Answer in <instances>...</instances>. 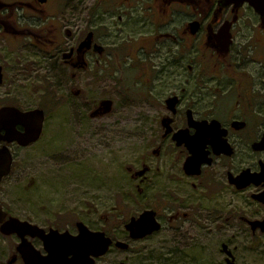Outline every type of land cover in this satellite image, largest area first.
Returning <instances> with one entry per match:
<instances>
[{
    "label": "rangeland",
    "instance_id": "1",
    "mask_svg": "<svg viewBox=\"0 0 264 264\" xmlns=\"http://www.w3.org/2000/svg\"><path fill=\"white\" fill-rule=\"evenodd\" d=\"M195 3L186 14L195 13ZM123 5L121 0H0V107L45 113L38 141L10 146L14 161L0 184V203L45 227L76 233L75 222L81 221L129 244L127 250L112 246L95 264H224L222 244L235 264H264V233L253 234L254 241L241 220L264 216L250 196L256 190L210 193L192 187L181 171L180 152L162 136L160 117L169 112L158 79L168 71L165 60L182 58V16L167 38L164 23L159 29L151 25L156 14L150 5ZM251 24L238 27L235 40L262 71L257 58L264 40ZM40 30L50 37L59 33L52 37L58 46L52 54L32 44ZM90 31L106 48L95 60L103 64L94 77L88 65L77 69L64 56ZM150 74L158 78L148 83L157 84L153 94L143 85ZM103 100L112 102L110 111L101 108L94 115ZM138 171L143 173L135 176ZM145 209L158 212L162 228L131 240L119 221ZM175 214L180 219L170 223Z\"/></svg>",
    "mask_w": 264,
    "mask_h": 264
},
{
    "label": "flooded vegetation",
    "instance_id": "2",
    "mask_svg": "<svg viewBox=\"0 0 264 264\" xmlns=\"http://www.w3.org/2000/svg\"><path fill=\"white\" fill-rule=\"evenodd\" d=\"M121 1L125 8L132 4L135 7L139 3L150 5L156 14L155 24L151 25L159 29L165 24L167 32L163 36L167 38L171 36L169 28L173 30L175 18L182 16L180 30L183 37L182 42H178L182 48V58H166L164 64L168 66V71L163 77L158 79L150 74L143 80V85L153 94L157 84L151 85L155 88H150L148 83L152 84L154 79H158L159 86L164 90L163 108L169 115L160 117L162 136L169 139L175 150L180 152L183 175L192 181V187L204 192L239 193L256 190L250 195L251 198L262 192L263 182L255 185L249 180L251 174L259 173L261 164H264V150L254 148V144L264 136V45L263 56L257 58L262 71H256L253 67L255 58L249 56L248 50L242 51L235 40V32L238 27L247 28L249 21H252L250 27L259 32V37L264 40V16L247 3L237 7L233 4L224 7L221 0ZM192 1L197 5L195 13L186 14L188 10L191 11ZM28 5L39 10L32 3ZM194 21L198 26L192 34L190 23ZM43 32L44 30L34 32L35 41L32 44L42 49L47 48L52 54L58 48L53 38L58 37L59 33L53 34L52 38ZM41 43L42 45H36ZM255 43L253 40V48L257 47ZM152 44L150 49L153 48ZM78 45L65 53V58H69V63L77 69L88 65L90 75L97 76L101 69L97 72L95 70L103 63H95V60L102 59L106 48L95 41L93 32L89 48L78 50ZM86 55L91 62L86 61ZM74 61L77 62L73 63ZM172 97H176L175 105L168 107L166 100ZM192 150L197 156L193 155ZM186 162L192 165L188 168L189 172L194 173H186ZM142 173L143 171H138L134 175L140 176ZM244 174L245 177L242 178ZM253 178L252 176V180ZM243 184L246 185L238 187ZM255 201L263 208L264 213V204ZM0 208L5 213L0 216V264H25L23 256L26 252L38 253L39 257L48 255L44 240L37 234L38 230L24 224L25 222L37 225L45 233H49L51 229L60 233L68 231L72 235L78 232V221L75 222L74 233L68 229L45 227L32 222L13 214L1 203ZM156 217L159 220L157 211ZM258 218L263 219L264 216ZM178 219L179 215L175 214L170 218V223H175ZM241 219L246 222L245 217ZM159 222L161 223L160 220ZM115 241L113 239L112 246Z\"/></svg>",
    "mask_w": 264,
    "mask_h": 264
},
{
    "label": "water",
    "instance_id": "3",
    "mask_svg": "<svg viewBox=\"0 0 264 264\" xmlns=\"http://www.w3.org/2000/svg\"><path fill=\"white\" fill-rule=\"evenodd\" d=\"M43 3L46 0H38ZM222 5L227 7L231 4L239 6L243 3H248L256 12L264 16V0H221ZM198 23L196 21L190 23L191 33L194 34L197 30ZM92 33L89 32L85 39L80 42L78 50L89 48L91 45ZM3 81L2 66L0 65V84ZM176 97L166 100L168 107H174ZM111 101L104 100L101 102L103 113H107L111 109ZM99 109L94 112L98 113ZM45 120V113L41 108H33L28 110H21L12 105H4L0 107V182L3 177L7 176L11 171L13 162V155L9 148V144L17 143V145L25 147L36 142L42 133ZM180 142H178L179 144ZM193 148L194 143H191ZM256 150H264V136L254 144ZM194 156L197 153L192 150ZM186 173L189 172V167L192 165L189 162L184 164ZM252 176L254 177L252 180ZM245 177V174L241 176ZM255 185L264 183V164H261V171L259 173L251 174V179ZM246 184L239 186L244 187ZM255 200L264 204V190L259 194L252 196ZM5 213L0 208V216ZM252 233L260 231L264 233V218L247 219ZM24 224L38 230L37 234L44 240L45 248L48 252L46 257H39L38 253L26 252L23 256L25 264H94L95 258L106 254L113 244V240L103 231L91 230L83 222H77L78 233L76 235L70 234L68 231L60 233L56 229H51L49 233L28 222ZM161 223L156 217L154 209H146L142 211L137 217H131L124 225V228L129 232V237L132 240L143 239L161 229ZM115 247L126 250L129 244L122 240L114 242ZM221 249L227 256L225 264H235L232 260L233 256L226 244L221 245ZM38 256V257H37Z\"/></svg>",
    "mask_w": 264,
    "mask_h": 264
},
{
    "label": "trees",
    "instance_id": "4",
    "mask_svg": "<svg viewBox=\"0 0 264 264\" xmlns=\"http://www.w3.org/2000/svg\"><path fill=\"white\" fill-rule=\"evenodd\" d=\"M124 223H125V220H124V219H121V220L119 221V224H120V225H122V224H124ZM250 235H251V238H253V240L257 242L256 238H257L258 236H257V235H252L251 233H250Z\"/></svg>",
    "mask_w": 264,
    "mask_h": 264
}]
</instances>
